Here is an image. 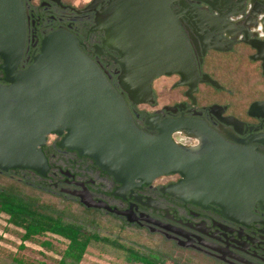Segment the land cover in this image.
Returning a JSON list of instances; mask_svg holds the SVG:
<instances>
[{
  "label": "water",
  "instance_id": "95a60500",
  "mask_svg": "<svg viewBox=\"0 0 264 264\" xmlns=\"http://www.w3.org/2000/svg\"><path fill=\"white\" fill-rule=\"evenodd\" d=\"M173 1L107 0L97 9L93 0L84 8H96L94 29L104 31L103 45L118 53V83L135 104L154 100L156 77L179 73L190 83L187 77L197 72ZM26 38L23 0H0V68L5 73V82L0 81L1 171L26 168L47 176L44 146L56 133L59 146L91 157L124 185L175 172L181 178L168 191L180 199L216 204L240 221L250 217L256 202L264 208V154L254 144H234L208 125L180 119L149 133L74 33L63 28L47 33L32 62L19 68ZM180 128L201 134L202 144L178 143L173 132ZM256 141L264 143V138ZM81 200L117 210L90 192Z\"/></svg>",
  "mask_w": 264,
  "mask_h": 264
},
{
  "label": "flooded vegetation",
  "instance_id": "af4514ba",
  "mask_svg": "<svg viewBox=\"0 0 264 264\" xmlns=\"http://www.w3.org/2000/svg\"><path fill=\"white\" fill-rule=\"evenodd\" d=\"M91 1L78 7L69 0H23L27 38L19 68L32 62L44 35L67 29L127 99L136 123L145 131L155 134L160 124L186 120L208 125L234 144H254L264 154V143L256 141L264 138V0H174L171 8L193 48L197 72L187 77L190 83H184L179 73L156 77L154 100L139 104L131 102L119 86L118 53L103 45L104 31L94 29L96 8L84 10ZM106 2L96 0L95 5L99 9ZM2 61L0 56V64ZM161 77H165L163 102L155 83ZM0 81L5 82L1 68ZM178 133L191 140L178 138ZM51 134L55 139L44 146L50 162L47 176L26 168L0 172L36 175L60 194L112 214L123 225L153 232L178 251L193 254L194 263L178 260L173 264H264V208L259 202L250 217L240 221L216 204L185 201L171 194L168 188L179 181L180 173L124 185L91 157L59 146L61 136ZM201 136L184 128L173 132L178 143L190 147L202 144ZM86 192L117 210L87 206L81 200Z\"/></svg>",
  "mask_w": 264,
  "mask_h": 264
},
{
  "label": "rangeland",
  "instance_id": "374dc122",
  "mask_svg": "<svg viewBox=\"0 0 264 264\" xmlns=\"http://www.w3.org/2000/svg\"><path fill=\"white\" fill-rule=\"evenodd\" d=\"M69 1L81 7L86 4L87 0ZM164 78L161 77L155 82L159 90L160 102L164 101L161 90ZM55 137V134H50L48 142H52ZM177 137L191 140L189 135L185 134L178 133ZM53 161H58V159ZM30 178L24 182L27 190L33 189L42 201L64 210L66 220L82 223L86 231L109 236L124 245L134 246L142 252H148L151 248L160 250L164 252V264H173L178 260L194 263L193 254L178 251L162 241L159 235L133 225H123L116 216L99 209L88 208L78 200L60 194L57 189L35 185L38 176L32 175ZM8 180L23 181L20 174L0 172V182H8ZM7 220L8 215L0 211V264H58L67 247L68 239L46 233L38 235L33 240L23 241L20 237L23 229L12 223L9 224ZM43 241L49 243L46 244ZM126 255L123 248L114 247L103 241H94L81 264H141L128 261Z\"/></svg>",
  "mask_w": 264,
  "mask_h": 264
},
{
  "label": "trees",
  "instance_id": "16d2710c",
  "mask_svg": "<svg viewBox=\"0 0 264 264\" xmlns=\"http://www.w3.org/2000/svg\"><path fill=\"white\" fill-rule=\"evenodd\" d=\"M12 173L20 174L23 181L0 182V211L8 215V223L23 229L20 236L23 241L33 240L38 235L46 233L68 239L67 247L58 264H81L94 241H103L114 247L123 248L128 261L141 264H163L165 262L163 254L157 249L151 248L148 252H142L134 246L124 245L109 236L86 231L82 223L66 220L64 210L42 201L33 189L27 190L24 182L31 179L32 175L22 172ZM35 183L39 186L47 185L40 179ZM43 243L49 242L43 241Z\"/></svg>",
  "mask_w": 264,
  "mask_h": 264
},
{
  "label": "bare ground",
  "instance_id": "6f19581e",
  "mask_svg": "<svg viewBox=\"0 0 264 264\" xmlns=\"http://www.w3.org/2000/svg\"><path fill=\"white\" fill-rule=\"evenodd\" d=\"M195 10V9H194ZM190 13V12H189ZM200 13V12H199ZM196 14V13H195ZM197 16V15H196ZM210 18V17H209ZM212 18H213V16H212ZM199 20H201V18L199 19ZM196 21V20H195ZM201 21H199V23H200ZM189 133V132H188ZM197 137V136H196ZM202 137V136H201ZM197 145V144H196Z\"/></svg>",
  "mask_w": 264,
  "mask_h": 264
},
{
  "label": "crops",
  "instance_id": "0c3cea01",
  "mask_svg": "<svg viewBox=\"0 0 264 264\" xmlns=\"http://www.w3.org/2000/svg\"><path fill=\"white\" fill-rule=\"evenodd\" d=\"M10 224V223H9Z\"/></svg>",
  "mask_w": 264,
  "mask_h": 264
}]
</instances>
